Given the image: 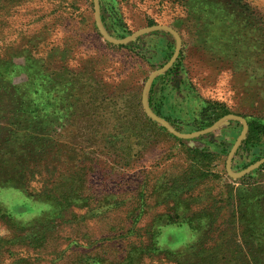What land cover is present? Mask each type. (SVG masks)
<instances>
[{
	"label": "rangeland",
	"instance_id": "374dc122",
	"mask_svg": "<svg viewBox=\"0 0 264 264\" xmlns=\"http://www.w3.org/2000/svg\"><path fill=\"white\" fill-rule=\"evenodd\" d=\"M100 14L115 39L156 25L178 33L179 56L152 83L151 109L180 132L208 128L210 106L264 123V0H100ZM174 48L163 32L106 43L92 0H0V264H121L127 245L140 241L152 252L144 264H173L198 236L186 225H150L175 219L178 200L196 208L209 199L225 202L209 211L214 227L226 230L242 214L252 223L250 263L264 264V165L239 180L225 172L241 125L182 141L142 111L148 76ZM204 150L213 159L197 162L193 152ZM263 157L260 137L237 151L232 170ZM198 166L214 174L199 186ZM188 183L163 202L170 186ZM133 219L142 240L127 234ZM219 232L197 245H240ZM102 240L112 246L99 248ZM176 264L208 262L189 252Z\"/></svg>",
	"mask_w": 264,
	"mask_h": 264
},
{
	"label": "trees",
	"instance_id": "16d2710c",
	"mask_svg": "<svg viewBox=\"0 0 264 264\" xmlns=\"http://www.w3.org/2000/svg\"><path fill=\"white\" fill-rule=\"evenodd\" d=\"M103 26L106 30V32L110 35L109 30L107 29L102 17H101ZM173 68H171L168 72H166L164 75L169 74L172 71ZM4 75V72H2ZM1 74V75H2ZM19 90V89H18ZM23 93L26 94V91ZM27 90V89H26ZM151 93L152 89H150L149 95H148V104L151 108ZM27 97V96H26ZM25 97V98H26ZM152 110V109H151ZM210 113L211 115H216L214 119H211V122H209L206 127H210V124L214 121H217L219 118L225 116L221 115L223 113L217 112V108L215 107H207L203 111V116H204V121L207 120L208 118L205 119V114ZM157 116H159L157 113H155ZM248 123V132L245 141L241 144L240 148L238 149L241 150L243 146L248 145L249 143H255L260 137H264V123H258L255 121L252 122H247ZM173 126V125H172ZM176 128V127H174ZM178 130V128H176ZM179 131V130H178ZM210 137L209 135H206L204 137H200L199 139L202 138H208ZM205 153H199L197 154L196 151H192L195 153V158L197 159V162H200V155L203 157L208 158L209 160L213 159V154L209 153L207 150H204ZM199 155V156H198ZM198 163H196L197 165ZM200 165V164H198ZM196 177L194 178L195 181H198V186L199 184H205L208 178L214 177V174L209 171V170H204L201 166H198L197 169L195 170ZM202 181V182H201ZM190 183V182H189ZM181 186L179 188H173L169 187L166 192H163V202H167L168 200L172 199L174 197L173 192H179V194L187 191V189H190V186ZM187 187V188H186ZM161 189V187H160ZM184 194V193H183ZM181 194V195H183ZM194 201H199L201 202L200 199L196 198ZM212 202L210 203V199L208 200L207 203L201 204L200 206H194L196 208H192L191 204H188L182 200H178L177 203L175 204V219L172 218L171 216H163L158 220L157 222H153L150 226L155 228V232L158 231V229L169 226V225H176V226H182L186 225L188 226L189 229H191L197 236H198V242L194 244L193 246L187 247L184 251H180L178 253L173 254V264H176V258L180 257L181 254H187L189 252H193V256H199L201 260L207 261L208 264H217V263H222V264H251L250 259L251 256H249L250 252V246L248 243V236L246 235V232L251 229L252 223L248 222L245 218V215H241L240 218H238V222L232 221L228 224V228L226 230H223L222 226L224 225L219 224L217 226H213L214 220L212 217L215 216V213H209V211H214L216 208L218 211L224 208V203L223 200H215L212 199ZM142 206L139 207V214L137 215V218L140 217L142 214ZM168 215V214H166ZM203 221L204 223L207 224V226L204 228L203 227ZM137 222L136 220L131 221V227L127 230V234L131 233L132 236H135V238H138L140 240L143 239L144 235L141 233H145V230H139L135 228V224ZM214 231L218 232L220 234H231V236H234L236 238L241 239L240 245H235V247H230L227 248L226 244L223 247L224 241L222 239L218 238V243H216L213 247L211 248H203L202 246H198L197 244L204 239L210 238L211 235H213ZM199 234H202L199 236ZM208 237H207V236ZM34 238V237H33ZM32 240H35L32 239ZM101 242V243H100ZM99 242V248H106L108 246H112L107 240H102ZM142 241L138 243H130L127 245L128 252L125 254L121 264H144V260L147 258V256L152 253L148 248L142 247L141 244ZM113 243V242H112ZM151 245H153L154 248H157L156 242H151ZM264 250V248L262 249ZM173 251H166L167 254H172ZM228 252V254H227ZM93 261L97 262L98 264H105L103 261H100L99 259L96 260L95 258H92ZM256 257L252 258L251 260L254 261ZM35 264V263H33ZM114 264H119L118 261H116Z\"/></svg>",
	"mask_w": 264,
	"mask_h": 264
},
{
	"label": "water",
	"instance_id": "95a60500",
	"mask_svg": "<svg viewBox=\"0 0 264 264\" xmlns=\"http://www.w3.org/2000/svg\"><path fill=\"white\" fill-rule=\"evenodd\" d=\"M93 1V16H94V25L97 30V33L99 37L104 40L106 43L113 45V46H125L127 44L135 42L139 37L148 35L154 32H163L171 36L175 43L174 52L169 59V61L163 65L161 68L153 71L147 78L143 89L141 93V108L145 116L155 123L156 125L160 126L162 129H164L168 134L175 137L178 140L182 141H189L193 139H197L200 137H204L206 135L213 134L217 130H219L221 127L227 125L229 122H237L241 125L242 129L235 140L234 144L232 145L230 151L227 154L226 160H225V172L227 176L233 180H239L243 177L249 175L251 172L258 170L260 167L264 165V157L260 160L256 161L252 165L248 166L244 170L240 172H233L232 170V160L235 157L238 149L240 148L241 144L245 141L247 132H248V123L247 121L236 115L228 114L221 118H219L217 121H215L210 127L199 130L197 132L193 133H182L178 131L176 128H174L170 123L166 122L159 116H157L150 108L148 104V95L152 86V83L154 80L158 77L163 76L166 72H168L172 66L175 64L180 50H181V38L178 35V33L172 29L169 26H162V25H156V26H150L146 27L140 30H137L136 32L132 33L129 36H126L123 39H115L112 36H110L102 23L101 20V14H100V0H92Z\"/></svg>",
	"mask_w": 264,
	"mask_h": 264
}]
</instances>
